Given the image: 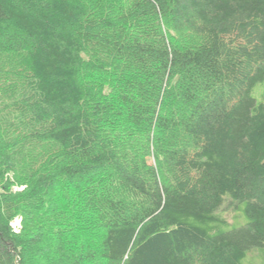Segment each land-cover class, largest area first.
Listing matches in <instances>:
<instances>
[{"label":"trees","instance_id":"16d2710c","mask_svg":"<svg viewBox=\"0 0 264 264\" xmlns=\"http://www.w3.org/2000/svg\"><path fill=\"white\" fill-rule=\"evenodd\" d=\"M119 1L0 0V264H264V0Z\"/></svg>","mask_w":264,"mask_h":264},{"label":"rangeland","instance_id":"374dc122","mask_svg":"<svg viewBox=\"0 0 264 264\" xmlns=\"http://www.w3.org/2000/svg\"><path fill=\"white\" fill-rule=\"evenodd\" d=\"M124 2H125V0H123ZM119 3H122V0H120L119 1ZM16 86V84H11V86ZM11 177H12V175H10ZM21 189H23V187H19V186H13V190H21ZM56 203H57V199H56ZM57 208H60V210L61 211H63L64 213H65V215L67 214H71V212H72V210L73 209H71L69 206H68V204H66V202H64L63 200H59V205H57ZM228 213L229 212H227L226 214H225V216L228 218V220L229 221H231V215H228ZM76 216L77 217H79V218H81V217H83L84 216V214L83 213H80V212H78L77 211V214H76ZM16 220V221H15ZM16 222L17 224L19 223V230H21L22 229V223H21V217L20 216H18V217H16L14 220H13V222ZM12 222V223H13ZM80 224H82V223H80ZM246 264H261V259L260 258H258V257H256L254 260H253V263H251V261H247V263Z\"/></svg>","mask_w":264,"mask_h":264},{"label":"built area","instance_id":"2783aa9c","mask_svg":"<svg viewBox=\"0 0 264 264\" xmlns=\"http://www.w3.org/2000/svg\"><path fill=\"white\" fill-rule=\"evenodd\" d=\"M15 221L13 223H11V227H12L13 231L17 232L19 230V223L17 224Z\"/></svg>","mask_w":264,"mask_h":264}]
</instances>
